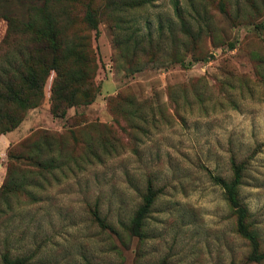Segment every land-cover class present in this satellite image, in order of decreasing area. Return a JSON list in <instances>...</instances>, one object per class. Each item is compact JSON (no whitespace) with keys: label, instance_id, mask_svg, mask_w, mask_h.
Listing matches in <instances>:
<instances>
[{"label":"rangeland","instance_id":"rangeland-1","mask_svg":"<svg viewBox=\"0 0 264 264\" xmlns=\"http://www.w3.org/2000/svg\"><path fill=\"white\" fill-rule=\"evenodd\" d=\"M80 2L82 12L87 0ZM173 2L154 0L141 10L142 31L146 22L155 35L160 22L176 25ZM214 6V36H202L183 66L125 62L112 23L100 19L89 32L99 93L92 104L68 109L65 119L50 114L52 73L41 103L24 114L12 141L0 145V187L8 164L31 169L7 153L42 132L60 137L70 166L55 170L43 190L32 189L38 202L21 193L1 206L0 254L36 251L29 264H264L248 261L251 248L210 178L230 181L232 159L243 166L238 196L264 252V27L236 26ZM6 34L0 19V44ZM137 107L146 124L130 113ZM103 139L111 145L108 154ZM148 178L160 193L140 242L126 226ZM96 209L109 227L94 223L90 210Z\"/></svg>","mask_w":264,"mask_h":264},{"label":"trees","instance_id":"trees-1","mask_svg":"<svg viewBox=\"0 0 264 264\" xmlns=\"http://www.w3.org/2000/svg\"><path fill=\"white\" fill-rule=\"evenodd\" d=\"M153 3L154 0H87L82 3L81 12L80 0H0V19L7 22V34L0 44V136L16 129L24 114L38 107L44 98V85L52 73L49 105L53 118L65 119L68 109L85 107L95 101L99 93L94 81L98 67L89 32L97 29L100 19L112 23L119 57L125 62H134L135 66L159 61L183 66L202 36L212 38L217 30L212 5L218 14L225 15L236 26L264 27V0H184V4L174 0L176 25L166 27L160 22L155 35L149 22L142 31L138 14ZM225 44L229 50L234 49V44ZM128 104L134 105L131 101ZM130 113L144 124L148 121L138 107ZM18 146V152L7 153L8 159L28 162L31 169L8 164L0 187V213L1 206L8 207L12 196L17 194L23 193L31 202H38V195L32 189L43 190L55 170L70 166L64 155V143L48 132ZM101 146L108 154L109 141L103 139ZM85 147L101 162L90 144ZM70 160L74 162L73 157ZM231 165L230 181L211 174L210 178L222 188L235 216L236 231L251 248L248 261L260 263L264 261V252L260 251L257 234L248 224V210L238 196L243 166L233 159ZM159 193L148 178L142 204L126 226L131 238L140 242L144 239L145 223ZM90 215L101 229L109 227L97 209L90 210ZM35 253L13 256L12 251L5 248L0 261L1 264H29Z\"/></svg>","mask_w":264,"mask_h":264},{"label":"crops","instance_id":"crops-1","mask_svg":"<svg viewBox=\"0 0 264 264\" xmlns=\"http://www.w3.org/2000/svg\"><path fill=\"white\" fill-rule=\"evenodd\" d=\"M11 133L12 132H10V133H8V134H6V135H1L0 136V145H2V144H5V143H9L10 141H12V136H11ZM3 146V145H2Z\"/></svg>","mask_w":264,"mask_h":264}]
</instances>
